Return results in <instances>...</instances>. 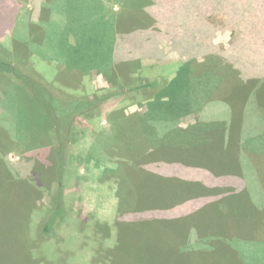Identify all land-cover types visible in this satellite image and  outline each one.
<instances>
[{
	"label": "rangeland",
	"instance_id": "1",
	"mask_svg": "<svg viewBox=\"0 0 264 264\" xmlns=\"http://www.w3.org/2000/svg\"><path fill=\"white\" fill-rule=\"evenodd\" d=\"M100 1L104 17L112 13L116 19L109 25L95 22L92 28L91 18L80 10L71 8L65 18L59 17L62 10L54 6L60 3L57 0H0V55L58 97L93 101L68 126L66 163L60 177L64 217L53 231L41 234L48 191L56 181L49 154L58 139L50 120L40 124L41 116L36 118L28 106L15 101L22 82L0 69V264H107L113 260L109 249L127 231L122 221L133 219L149 220L135 234H139L138 244L153 247L154 262L171 260L162 249L178 253L181 235L188 230L197 247L219 243L221 248L213 255L228 264L263 261L264 50L256 51L257 42L264 38L263 28L256 29L255 42L246 18L233 20L213 11L201 27L200 32L207 29V33L191 41L197 47L211 41L213 48L187 58L175 52L169 32L153 30L151 35L143 27L157 21L156 27L166 20L161 2ZM260 6L254 0L249 9ZM142 7L147 8L145 16L139 13ZM80 16L86 30L84 26L79 31L80 25L71 23V17L79 21ZM66 26L86 40L85 45L89 42L90 51L79 48L77 42V51L71 55L69 44L74 52L75 41L64 31ZM182 27L171 30L176 39L199 35ZM44 29L48 33L42 42ZM134 29L135 37H127ZM157 36L163 39L153 57L128 42L140 38L139 48L144 51ZM65 39L67 44L62 43ZM182 64L191 70V78L197 74L198 80H208V89L220 76L212 91L205 88L206 94L210 92L218 101L226 94L229 101L223 102H229L233 113L226 103L221 104L226 107L223 111L213 99L208 105L201 103L205 96L201 84H197L196 99L184 100L177 87L187 80L188 72L179 67ZM152 81L157 83L154 88L144 86ZM169 81L176 86V97L168 101L163 99H169ZM185 88V97L195 94L194 85ZM28 93L32 96L30 89ZM104 95L108 96L100 100ZM152 97L162 101L146 113ZM242 98H247V106L240 107ZM223 112L231 119L222 117ZM5 166L21 173L31 203ZM229 197L235 201L225 203ZM125 204L133 209L126 212ZM246 210L254 213L253 237L226 226L234 224L240 230L238 223L245 224ZM235 243H243L250 247L246 251L257 255H243V246L235 249ZM205 258L202 264H212Z\"/></svg>",
	"mask_w": 264,
	"mask_h": 264
},
{
	"label": "trees",
	"instance_id": "2",
	"mask_svg": "<svg viewBox=\"0 0 264 264\" xmlns=\"http://www.w3.org/2000/svg\"><path fill=\"white\" fill-rule=\"evenodd\" d=\"M56 1V0H55ZM60 3H55L54 6L59 7L62 12L61 15H59V17L61 16V18H65V12L67 10H70L71 8H74L75 11H81L82 14H88L87 17L91 18V27L93 28V24L95 22H100V24H104L106 23L107 25L108 22L110 23H114V20L116 19V17L111 13V16H107L104 17L105 14L102 13V9H101V1L100 0H57ZM63 3H62V2ZM159 2H161L162 7H164L165 9V13H166V20L165 21H161L160 24H158L156 27L155 24H157L156 22H152L149 26H143L141 24V26H143L144 28H149L150 33L152 35L153 30L157 31V32H169V37L171 40L170 42H172V46L173 48H176L175 52L180 55V56H185V57H191V55L193 53L196 52H203L205 53L206 50H209L212 47V43L211 41H208L207 44L203 43L200 46H194L192 45V40L194 39H198V36H201L202 34H206L207 29H205L204 31H201V27L205 24H207V22L205 21V16L213 11H220L223 14H225L227 17L235 20L238 17H243L246 18L244 20V22L249 23L250 28L249 31L254 33L252 35V37L254 38L256 36V29L261 27L264 30V0H258L260 2V8L256 9V10H250V2H253L254 0H157ZM179 3L175 6V3ZM100 3V4H99ZM191 8L187 7L190 6ZM243 5V6H241ZM243 8V9H242ZM135 10V9H134ZM147 8L146 7H142L139 10V13H141L142 15L145 16V14H148V12L146 13ZM131 15H133V12H130ZM254 15V16H253ZM256 17V19L254 20L253 18ZM141 18V16H140ZM79 21L75 20L74 18L71 17V23L75 24L78 28V26L80 25V28H78L79 31L82 30V28L84 29L85 26V30H86V25L82 22L84 17L80 16L79 17ZM102 20V21H101ZM46 21V20H45ZM44 21V22H45ZM82 22L79 24V22ZM155 21V20H154ZM230 21V20H229ZM43 22V24H44ZM232 22V21H231ZM153 25V26H152ZM181 25L183 26L182 28L184 29H191L192 32L194 33H199V35L197 34L195 36V38L190 39V40H184V39H176L175 37V33H173L171 30L174 27H181ZM68 26L65 27L64 31L67 30L68 33H71L74 36V41L75 43L73 44L74 48V52L71 51L72 48V43L69 44V50L71 55H75V52L77 51V45L76 43L78 42V44L80 45L79 48L81 47V49L83 50H87L90 51V44L88 42V44L85 45V43L87 42L86 40H83L81 36H78L76 34V31H70L67 28ZM152 27L154 29H152ZM106 28V25H105ZM210 29H212V27L209 26ZM208 28V30H209ZM52 29H56L55 25L52 26ZM110 26H109V31H110ZM137 29H140L139 27H137ZM136 29V30H137ZM143 29V28H142ZM136 30H131V34L127 35V37L132 36L135 37L134 32H136ZM213 30V29H212ZM97 31V30H96ZM103 31V29H102ZM247 31V32H249ZM45 32V33H44ZM43 32V37L41 38L40 41L44 42V37L47 35L48 33V29H44ZM104 32V31H103ZM112 33V30L110 31ZM126 32V31H125ZM130 32V31H129ZM127 33V32H126ZM154 33V32H153ZM160 34V33H159ZM116 35V34H115ZM134 35V36H133ZM164 35V34H161ZM180 36V35H179ZM117 42L120 43V34L117 33ZM140 37V36H139ZM123 39V36L121 37ZM158 40L156 39L150 42V46H148L147 49L144 48V51L142 49H140L139 47L142 45V41L140 38H130L128 39V42L130 44H136L138 45V51H140L141 53L145 54L147 57H153V54H155V51L157 52V48H159L157 46V43L160 44L162 41L160 40V38L162 37H158ZM201 38V37H200ZM163 39V38H162ZM255 42H256V37L254 38ZM159 41V42H158ZM34 43V42H32ZM63 44H67V40L65 39L64 41L62 40ZM257 50H264V38L259 40V42H257ZM155 46V47H154ZM52 47V46H51ZM208 48V49H206ZM52 50V48H50ZM80 49V50H81ZM160 49H162L160 47ZM154 50V51H153ZM55 50H53L52 53H54ZM108 57V56H107ZM207 57V55H206ZM209 59V57H208ZM109 62L111 61L110 59L108 60ZM70 65V64H69ZM184 68L186 72H188V74L186 75V79L182 82L177 83L178 84V89L182 91V95L184 100H188V99H193L196 97H194L195 95H197L200 92V89L198 88L197 84H201L204 87V93L205 96L201 97L202 102L206 105H208L211 101L215 100L217 101L218 105H220V107L218 108L220 111L223 109H226V107L221 106V104H225L223 101H226V99L228 98L229 101V97L226 96V94H224V97L221 96L220 100L218 101L217 99H215L211 93L209 92V94L207 93V90H205V88L207 87L208 84V80L205 82H202V80H198L196 78V75H193V77L191 78L190 75V71H188L187 66H185L184 64H182L181 66ZM206 68V67H205ZM0 69H2L3 71H6L7 73H10L12 75H14L17 79H19L22 82L21 85V90L18 91V94H16L15 97V101L23 106H28L29 110L33 111V115L37 118L38 116H41L40 121H51L54 124L55 127V133L58 139L57 142V146L52 148L50 154H49V158L51 160V168L55 167V170H52V174L54 175V178H56V181L54 183L51 184L50 186V190L48 191V200H52L50 203L49 200V205L46 207V210H44V217H43V221L39 224L41 227L39 228L41 230V234L42 233H48L53 231L54 227L61 222V220L64 217V203L62 200V183H61V173H62V168L64 167L65 163H66V155H67V150H68V134H69V123L72 119V117L76 114L81 112V110L83 108H86L88 106H90L93 101L87 99V98H77V97H71V98H62V97H58L56 95H54L52 92H49L47 87L45 85H43L41 82H39L34 76H32L29 73L23 72L20 69H18L16 66L13 65V63H11L9 60H7L6 58L2 57L0 55ZM207 69V68H206ZM200 71V70H199ZM209 73L212 72H216V71H211L210 69L208 70ZM195 73L194 71H192V74ZM236 72H234L235 74ZM229 77H232V74H229ZM228 78V77H227ZM219 79L221 80L220 76L217 79H214V82H211L209 85V89L208 91H212L213 87L216 86L217 83H219ZM186 87H189L190 85H194L195 91H194V95H190L188 97H185L186 95ZM157 85V83L155 81L152 82H147L144 84V86L147 87H152L154 88ZM174 84L172 83V81L168 82V87L171 88V92L169 93L170 96H168L169 99H163V100H170V99H175V90L173 86ZM211 87V89H210ZM28 89L31 90L32 92V96L29 95L28 93ZM223 92V90H222ZM230 94V91L229 93ZM208 95V100L206 99V96ZM106 96L108 95H104L102 96V98H100V100L104 99ZM193 96V97H192ZM200 99V98H199ZM213 99V100H212ZM245 99L247 98H242L240 99V107H242L244 104L245 106H247V103L245 101ZM194 100V99H193ZM160 101H162L159 97H152L151 101L148 102V109L146 111L149 112L151 110H154V106L158 105V103H161ZM209 101V102H208ZM208 102V103H206ZM201 105V104H199ZM217 105V107H218ZM226 105L228 106L229 110L232 112L231 106L228 103H226ZM244 111V110H242ZM144 113V114H146ZM222 117H226L231 119V116H227L224 114L221 115ZM55 120V122H54ZM204 122V121H203ZM41 124V123H40ZM229 126V123H228ZM54 162V165L52 164ZM5 168H7L5 166ZM37 168L39 170H41L42 168L37 166ZM37 168H35L36 170H38ZM9 169V168H7ZM10 170V169H9ZM11 173L12 176H16L17 179L19 180V182L22 184L23 189L27 195V197H29L30 199V203H31V195L29 194V190L28 187L24 184V180L22 179V175L21 173L18 172H13V171H9ZM238 187H240V185L237 184ZM48 190V187L46 188ZM228 197V196H225ZM230 198V197H229ZM163 200V199H161ZM224 201V199H223ZM230 201H235L234 199L230 198H225V203H231ZM126 205V212L127 211H131L132 205ZM246 205V204H245ZM249 206V205H248ZM32 209V207H31ZM123 211V210H122ZM238 211V210H235ZM247 211V218L245 221H243L242 223H245L244 225L238 223L239 229L240 230H235L233 228L234 224H229L226 225L229 228H232L236 233L238 232H242L244 234L249 235L250 237H253L254 232L256 231L255 228V222H254V213L250 210H246ZM149 214H151L150 211H148ZM159 214V213H158ZM157 215V214H156ZM175 220H181V218H175L173 217ZM145 219H147V217H145ZM172 219V220H174ZM248 219H250L251 221H249ZM158 221V219H156ZM261 220H264L263 218H261ZM143 222L141 223L138 219L136 220H123L120 225V223L118 224V227H123V228H127L125 230L126 233L124 234V239L121 240L119 239L118 242L116 243V245L113 247V249H109L111 253H113V260H109L107 264H202L203 263V259H207L206 261H208V263H212V264H222V261L224 264H228L227 261L225 262V260H220V256L218 255V257H215L213 255V253L215 251H217L218 249L216 248H221L219 243H215L214 245H212L211 247H197L194 243V239H193V235L191 233H189L188 231L183 232V234L181 235V238L178 242V244L181 246V249H178V253L173 252L172 249L169 248H163L162 252L165 253L166 256L168 257H172L171 260L169 261H165L163 259H160L159 262H154V257H155V253L151 252V249L153 248L151 245H146V246H141L142 243L140 244V246H138L139 244L137 243L138 241L136 240V237L139 238V234H135L136 232H138V228L143 226V224H146V221L149 220H142ZM183 222V221H182ZM190 221H188L189 223ZM126 223V224H125ZM187 223V222H186ZM185 223V224H186ZM26 226H27V221H26V225H25V230H26ZM120 227V228H121ZM120 231V230H119ZM128 236V239L126 240ZM147 239H150L149 236H146ZM149 237V238H148ZM126 240V241H125ZM124 241V242H123ZM263 243L264 241L261 240ZM149 244V243H147ZM255 245V244H253ZM233 246H235V249H238V246H243V249L241 250V252H243V255H247L250 257H253L255 255H257V253H255V251L251 250V251H246L248 250L250 247L244 245L242 243V245L240 244H233ZM237 247V248H236ZM228 250L230 249L229 247L227 248ZM250 250V249H249ZM212 251V255L211 254ZM175 253V254H174ZM262 253L264 254V245L262 246ZM204 256V257H203ZM208 256V257H207ZM133 258H136V260H134ZM213 258V260L211 259ZM218 258L216 261L215 259ZM138 259V260H137ZM171 261V262H170ZM257 263V262H256ZM36 264V263H34ZM230 264V263H229ZM257 264H264V260L257 263Z\"/></svg>",
	"mask_w": 264,
	"mask_h": 264
},
{
	"label": "crops",
	"instance_id": "3",
	"mask_svg": "<svg viewBox=\"0 0 264 264\" xmlns=\"http://www.w3.org/2000/svg\"><path fill=\"white\" fill-rule=\"evenodd\" d=\"M166 249V248H165Z\"/></svg>",
	"mask_w": 264,
	"mask_h": 264
}]
</instances>
